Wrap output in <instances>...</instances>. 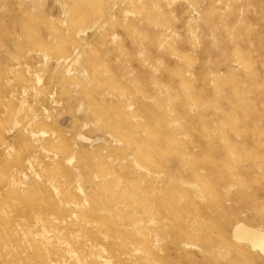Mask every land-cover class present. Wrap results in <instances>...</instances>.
<instances>
[{"label":"rangeland","instance_id":"1","mask_svg":"<svg viewBox=\"0 0 264 264\" xmlns=\"http://www.w3.org/2000/svg\"><path fill=\"white\" fill-rule=\"evenodd\" d=\"M242 222L264 0H0V264H264Z\"/></svg>","mask_w":264,"mask_h":264},{"label":"bare ground","instance_id":"2","mask_svg":"<svg viewBox=\"0 0 264 264\" xmlns=\"http://www.w3.org/2000/svg\"><path fill=\"white\" fill-rule=\"evenodd\" d=\"M49 221L51 222V220H49ZM53 221H56V220L53 219L52 222ZM55 224L59 225L61 223L57 221ZM55 224H53V225H55ZM44 226H45V224H44ZM232 235L237 241L249 243V245L251 246V248L253 250H257L261 254L264 255V230H260L257 228L247 226V225H245V223L242 222V223H238L235 226V228L232 232Z\"/></svg>","mask_w":264,"mask_h":264}]
</instances>
